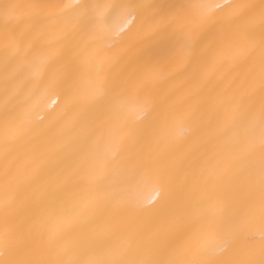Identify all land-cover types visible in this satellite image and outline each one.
Returning <instances> with one entry per match:
<instances>
[{
	"label": "bare ground",
	"instance_id": "obj_1",
	"mask_svg": "<svg viewBox=\"0 0 264 264\" xmlns=\"http://www.w3.org/2000/svg\"><path fill=\"white\" fill-rule=\"evenodd\" d=\"M0 264H264V0H0Z\"/></svg>",
	"mask_w": 264,
	"mask_h": 264
}]
</instances>
